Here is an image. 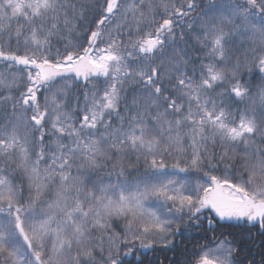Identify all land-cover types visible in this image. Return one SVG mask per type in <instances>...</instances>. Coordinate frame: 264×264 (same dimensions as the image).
<instances>
[{
	"label": "snow or ice",
	"instance_id": "snow-or-ice-1",
	"mask_svg": "<svg viewBox=\"0 0 264 264\" xmlns=\"http://www.w3.org/2000/svg\"><path fill=\"white\" fill-rule=\"evenodd\" d=\"M0 264H264V0H0Z\"/></svg>",
	"mask_w": 264,
	"mask_h": 264
},
{
	"label": "trees",
	"instance_id": "trees-1",
	"mask_svg": "<svg viewBox=\"0 0 264 264\" xmlns=\"http://www.w3.org/2000/svg\"><path fill=\"white\" fill-rule=\"evenodd\" d=\"M147 255H148V258H150V257L153 255V256H154V259H153V260L156 259V256H157V255L160 256V259H161V260L164 259V253H155V254H154V253L149 252ZM167 255H168L169 257H171V256H173L174 254L171 253V252H169V253H167Z\"/></svg>",
	"mask_w": 264,
	"mask_h": 264
},
{
	"label": "flooded vegetation",
	"instance_id": "flooded-vegetation-1",
	"mask_svg": "<svg viewBox=\"0 0 264 264\" xmlns=\"http://www.w3.org/2000/svg\"><path fill=\"white\" fill-rule=\"evenodd\" d=\"M149 259H150V260H153V259H154V256L152 255Z\"/></svg>",
	"mask_w": 264,
	"mask_h": 264
}]
</instances>
